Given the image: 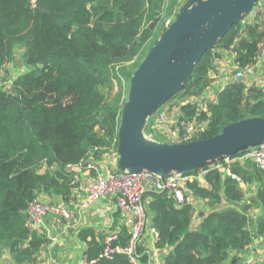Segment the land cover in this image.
Listing matches in <instances>:
<instances>
[{
	"label": "trees",
	"instance_id": "trees-1",
	"mask_svg": "<svg viewBox=\"0 0 264 264\" xmlns=\"http://www.w3.org/2000/svg\"><path fill=\"white\" fill-rule=\"evenodd\" d=\"M186 2L0 0V81L9 76L7 64L18 47L25 67L8 87L0 86V259L8 250L17 264L30 261L46 243L25 224L32 199L43 193L67 202L77 188L76 172L69 166L93 147L100 148L96 159L117 152L129 78L165 29L166 20L171 22ZM246 17L202 54L190 79L167 104L178 100L180 119L205 122L198 138H210L234 121L264 117V85L256 82L233 79L214 101L203 105V100L197 101L212 82L209 73L215 59L233 54V74L236 67L257 63L264 17ZM114 82L117 90L107 101L103 88H113ZM151 133L154 139L159 137ZM204 181L206 186L197 180L186 183L190 193L203 199L205 214L197 219L193 204H178L166 191L147 192L151 197L147 203L142 195L145 215L151 216L157 232L154 247L166 250L162 264L236 263L238 253L255 236L264 241V169L252 159L235 161L225 171L211 169ZM253 209L257 212L251 216ZM117 226L113 245L125 246L130 233L126 226ZM88 235L85 254L94 258L104 237L82 231V238ZM139 241L135 250L139 263L150 264L151 250L144 238ZM94 264L133 263L128 255L115 253Z\"/></svg>",
	"mask_w": 264,
	"mask_h": 264
},
{
	"label": "water",
	"instance_id": "water-1",
	"mask_svg": "<svg viewBox=\"0 0 264 264\" xmlns=\"http://www.w3.org/2000/svg\"><path fill=\"white\" fill-rule=\"evenodd\" d=\"M256 1L188 0L166 25L129 78L117 129L119 170H144L162 178L195 171L264 143V117L260 116L228 123L210 138L187 142L160 141L145 133L151 118L190 79L202 54L215 46ZM237 80L245 81V77ZM202 215L199 211L198 216Z\"/></svg>",
	"mask_w": 264,
	"mask_h": 264
},
{
	"label": "built area",
	"instance_id": "built-area-1",
	"mask_svg": "<svg viewBox=\"0 0 264 264\" xmlns=\"http://www.w3.org/2000/svg\"><path fill=\"white\" fill-rule=\"evenodd\" d=\"M258 14L264 17V0H257L251 10L247 13L246 20L255 18ZM169 19L165 24L168 25ZM260 52H264V38L259 43ZM258 62V61H257ZM255 65H246L243 68L236 67L234 78L250 76L254 73ZM180 104V103H179ZM179 104L167 105L164 109H160L158 113L151 118L149 137H152V131L158 133V128L165 124V119L168 112L175 110L177 116L174 124L165 132H163L160 141L179 143L187 142L192 139L198 138V134L205 128V122L196 123L180 119L179 117ZM172 116V113L169 114ZM148 122V123H149ZM155 128V129H151ZM154 139V138H153ZM157 140V139H156ZM98 147L90 148L85 155L76 163L69 166L70 170L76 172L73 182H76L78 190L84 193V203L93 202L103 198H111L114 201L116 209L118 210V217L122 225L129 227L130 238L125 246L113 245L117 240V229L112 230L106 234L102 241V248L98 255L94 258H88L86 254L83 256L81 264H94L101 258H111L115 253H124L128 255L130 262L133 264H140L138 254L136 253V246L140 242L143 230L145 227V212L142 203V195L148 189L152 188L157 191H166L171 195L178 204L192 203L190 200V190L186 189L188 181L197 180L202 182L205 176L211 169H219L225 171L235 161H245L252 159L259 166L264 169V143L249 148L240 155L226 157L222 160L213 162L208 167H202L189 173H176L160 177L151 172L139 171H123L112 170L109 166L106 167L100 163L99 158H95L94 154L99 150ZM112 153L116 154L117 152ZM87 173L86 180H82V174ZM232 177L240 180L235 174ZM194 204V203H193ZM54 213L59 215L63 220L68 221L73 217V213L61 201L49 202L42 201L39 198H34L28 203L25 216V224L30 230L35 228L41 223L42 218L49 214ZM151 232L156 240L157 232L152 227ZM264 261V256H245L241 264H257Z\"/></svg>",
	"mask_w": 264,
	"mask_h": 264
},
{
	"label": "crops",
	"instance_id": "crops-1",
	"mask_svg": "<svg viewBox=\"0 0 264 264\" xmlns=\"http://www.w3.org/2000/svg\"><path fill=\"white\" fill-rule=\"evenodd\" d=\"M233 59V54L226 53L222 58L214 60V68L209 73V77L212 79V82L203 93V96H200L201 98L197 99V101L203 100L201 105H203L204 101H214L218 91L235 79L232 72L233 67H235V62ZM255 65L258 70H254L252 75L246 76L245 81L247 83L256 82L260 86H263L264 52L260 55L258 62ZM171 113L172 116L170 117L169 114ZM176 118L177 116L175 115L174 109L168 112V115L165 119V124L158 128V135L161 137L164 136L163 132L167 131L174 124ZM151 129L153 130L155 128L151 127ZM99 160L100 163H102L105 167L107 165L112 170H117L118 164L116 154L112 152L105 153L99 158ZM87 177L88 174L84 173L82 174L81 179L86 180ZM200 184L206 186L204 180ZM243 188L245 189L246 186H243ZM147 192H153V189L148 188L144 192L145 194L143 193L144 203H147L149 198H151ZM248 193L250 195V192H247L246 196ZM189 195L192 202L191 204L194 203L193 205L196 208L195 213L197 214V219L199 217V211H203L205 214V210H203L202 205L203 199L197 197L193 193H190ZM72 196L74 198H70L67 202L63 201V203L68 209L72 211L73 217L70 220L65 221L59 215L54 213L45 215L42 218L41 223L35 228V231L37 234L45 237L47 241L39 248L36 253H34L32 260H27L21 264H81L87 248V242L91 240V235L82 238V231L91 230L94 234H100L104 237L115 228H118L117 224L122 225L118 217V210L116 209L114 201L111 198H103L93 202L84 203V193L78 189L73 191ZM37 197L42 201H61H54L43 193ZM233 205L239 207L238 203H233ZM256 212L257 210L255 213ZM114 218L117 220V224L116 221L114 224ZM126 227L129 231V227ZM151 229V216L148 215L145 217V227L142 236L145 239L146 247L151 250L152 256L150 264H162L163 256L166 253V250L159 251L155 249V238L151 232ZM238 254L239 259L236 263H231L228 260L224 264H241L245 256H264V241L262 237L255 236L254 240L245 248V250ZM0 264L17 263L14 262L9 251L5 250L1 256Z\"/></svg>",
	"mask_w": 264,
	"mask_h": 264
},
{
	"label": "rangeland",
	"instance_id": "rangeland-1",
	"mask_svg": "<svg viewBox=\"0 0 264 264\" xmlns=\"http://www.w3.org/2000/svg\"><path fill=\"white\" fill-rule=\"evenodd\" d=\"M180 1L183 4L186 0L185 1L184 0H180ZM22 52H23L22 48H19V47L14 52V55L11 57L10 61L7 64V66L9 67V76L6 79H2L0 81V86L8 87L10 85V83H11L12 78L14 76H16L18 73H21L23 71V69L25 68L24 65H23L22 58H21ZM261 54L262 53L260 52V55ZM113 84H114L113 88H110L109 86L103 88V92H104V94L106 96L107 101H111L113 99L114 94H115V92L117 90L116 83L114 82ZM199 98H201V97H198V99ZM178 103H179L178 100L174 102V104H178ZM165 107H166V105L164 107H162L161 109H164ZM148 126L150 128V124H148ZM157 136H159V135H157ZM156 139L163 140L161 136L156 137ZM248 195H249V193H248ZM144 208L146 210V206L145 205H144ZM255 211H256V209H253L252 212L250 213V215L254 216ZM141 238H143V236H141Z\"/></svg>",
	"mask_w": 264,
	"mask_h": 264
}]
</instances>
